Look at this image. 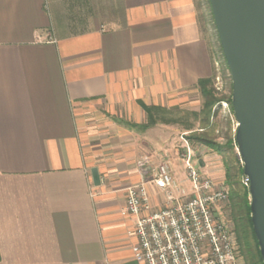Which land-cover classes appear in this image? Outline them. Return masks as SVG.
<instances>
[{"label":"crops","instance_id":"0c3cea01","mask_svg":"<svg viewBox=\"0 0 264 264\" xmlns=\"http://www.w3.org/2000/svg\"><path fill=\"white\" fill-rule=\"evenodd\" d=\"M114 2L100 22L87 0H0V264H138L120 213L137 162L168 157L189 187L183 143L141 103L184 108L209 76L194 8Z\"/></svg>","mask_w":264,"mask_h":264},{"label":"built area","instance_id":"2783aa9c","mask_svg":"<svg viewBox=\"0 0 264 264\" xmlns=\"http://www.w3.org/2000/svg\"><path fill=\"white\" fill-rule=\"evenodd\" d=\"M183 142L178 156L188 189L173 177L168 157L137 162L140 180L127 187L120 211L135 219L134 259L138 264H242L234 233L219 212L228 189L199 169L191 146ZM242 183L248 187L245 175ZM151 186L163 196V206L156 210Z\"/></svg>","mask_w":264,"mask_h":264},{"label":"water","instance_id":"95a60500","mask_svg":"<svg viewBox=\"0 0 264 264\" xmlns=\"http://www.w3.org/2000/svg\"><path fill=\"white\" fill-rule=\"evenodd\" d=\"M231 79L234 141L249 179L253 233L264 264V0H208ZM94 185L100 183L91 170Z\"/></svg>","mask_w":264,"mask_h":264},{"label":"rangeland","instance_id":"374dc122","mask_svg":"<svg viewBox=\"0 0 264 264\" xmlns=\"http://www.w3.org/2000/svg\"><path fill=\"white\" fill-rule=\"evenodd\" d=\"M83 2L86 0H82ZM88 4L84 6L83 15L91 14L99 19L101 22L104 19L117 18L120 14L119 7L115 6L114 0H87ZM195 11L196 21L199 29L200 38L206 47V53L209 61V76L212 78V87L214 89V96L219 100L213 107L214 115L207 121L200 123L198 120L193 121L192 116L189 115L188 120L193 123L190 128L186 124H164L167 125L172 133L174 141L178 139L183 142V139L191 146L194 154V162L203 172L211 176L217 181H223V184L228 189V198L224 200L219 206V212H222V219L233 231L237 243L238 255L242 264H246L244 253L242 252L241 244L236 238L235 220L233 218L232 203L236 202L238 198L230 199V187H228L225 179L224 162H228L232 171L235 168L242 166V163L237 155V147L229 150V143L234 141L236 121L233 116L231 108V79L229 71L221 53L218 37L216 34L213 18L211 15L208 0H190ZM88 7L86 12V8ZM116 7V8H115ZM65 32H71L70 29ZM206 78V77H204ZM198 81V80H197ZM230 99V100H229ZM203 99L198 92L197 82L191 86V93L189 103H186L184 108H174L172 111H186L199 112L202 106ZM179 115H182L179 113ZM180 118H183V116ZM201 136L209 139L219 146L223 147V154L219 155L210 148L196 141L189 140V137ZM181 137V138H180ZM184 145V144H183ZM176 147V146H175ZM200 163V166L197 164ZM208 164V165H207ZM173 163L169 162V167L172 171ZM233 189L236 192L242 188L241 176H233ZM250 200V198H249Z\"/></svg>","mask_w":264,"mask_h":264},{"label":"trees","instance_id":"16d2710c","mask_svg":"<svg viewBox=\"0 0 264 264\" xmlns=\"http://www.w3.org/2000/svg\"><path fill=\"white\" fill-rule=\"evenodd\" d=\"M197 89L203 99L202 106L199 112L172 111L161 106H147L141 103L142 108L144 109L148 117L146 126H153L157 123H183L186 124L187 128H190L193 126V123L188 120L189 115L192 116L193 121L198 120L200 123L207 121L208 123L210 117L214 115L213 107L219 101L214 96L212 78L206 77L198 79ZM179 113H181L182 115H179ZM180 116H183V118H180ZM190 139L198 142L199 144L205 145L206 147L210 148L219 155L223 154V147L219 146L218 144L209 139L195 135H193V137H189V140ZM235 146L236 143L235 141H233L232 143H229L228 148L229 150H233ZM223 162L225 168V184L230 187V199L233 200L235 194L238 198L236 202L232 203L233 218L235 220L236 238L241 244L246 264H262L250 219L249 193L247 187L244 186L242 183V178L244 176L242 166L236 167L233 172L228 162ZM233 176H241L242 188L240 190H237L236 192L233 189Z\"/></svg>","mask_w":264,"mask_h":264}]
</instances>
